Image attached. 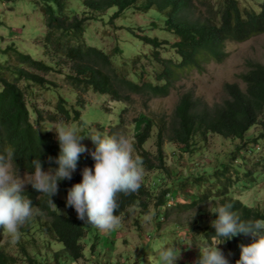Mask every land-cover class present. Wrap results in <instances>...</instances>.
<instances>
[{
    "label": "trees",
    "instance_id": "obj_1",
    "mask_svg": "<svg viewBox=\"0 0 264 264\" xmlns=\"http://www.w3.org/2000/svg\"><path fill=\"white\" fill-rule=\"evenodd\" d=\"M13 1L15 0H0L5 4ZM71 1L37 0V7L44 16L47 30L43 40L46 54L52 52V54L64 55L65 60L71 63L69 68L55 62V64L47 63L15 49L12 52L16 61L12 65L0 61V155L7 156L8 152H12L11 163L18 170L34 172L39 162L44 171L48 168H56L58 165L55 158L60 154L59 142L42 129L39 116L33 119L32 111L25 101V93L28 90L24 89L23 84L27 83L33 87L40 85V89H49L56 84L49 81L46 75L53 72L62 75L68 69L66 79L70 85L78 89V94L90 89L108 94L113 100L122 101L130 99L134 93L149 95V98L169 96L177 86V82L187 78L191 72H203L211 62L226 61L229 58L227 52L229 43L243 44L264 35V0L257 5L259 11H256L253 5L245 7L244 0H226L216 17L207 16L195 21L191 18L196 15L199 4L202 5L204 0H82L80 8L71 7ZM136 5L145 14L154 10L165 14L163 25L153 22L151 26L155 30L163 29L172 34L175 40L173 44L158 38L139 36L142 42L154 48L152 55L148 56L149 62L139 70L138 65L142 60V56H139L135 59L134 72H122L113 59L115 55L121 53L118 48L113 54H108L97 47L83 43L82 40L89 21L105 20V17L109 16V22L113 23L125 11ZM81 14L82 16L84 14V17L80 18ZM79 42H81L79 45L73 44ZM168 48L175 50L174 57H166L168 52L165 50ZM152 64H156L157 67L151 66ZM240 77L245 81L246 88L238 82L227 83L228 98L224 103L201 106L191 93H185L179 100L169 126L164 123L155 127L152 119H146V126H139L140 132L135 147L138 150L143 149L155 128H159L160 138L168 136L171 141L184 145V148H188L192 153L202 147L200 142L202 137L219 136L224 138L225 142L231 141L233 149L231 148L228 154L221 158H219L220 153L215 155L218 157L217 160L221 161L217 168L227 166L229 170L234 164L237 166L236 162H238L242 166L238 169V174L244 177L251 188H256L255 186L261 183L257 180L261 178L264 189V153L262 160L257 163V166L261 167V174L259 171L251 172L248 169L250 161L247 157L264 145V64L251 63L250 69ZM42 95L46 96V93ZM56 98L58 104L55 110L48 114V118L54 120L58 118L56 114L60 112L66 120L80 119L77 127L83 126L80 106L71 104L69 98L59 96ZM141 120L140 117L137 122ZM36 123L39 127H36ZM257 127H261L259 133ZM251 130H254V133L249 135ZM116 133L117 131L111 128L107 135L116 136ZM80 134L85 135V131ZM237 141L245 144L241 146ZM94 150L95 146L88 149L86 154H80L72 178L58 181V192L52 197L37 192L33 187L23 192V196L32 201L34 214L19 230L18 253L12 255L13 250H6L0 246V264H52L53 258L56 264H61V257L68 256L76 261L84 256L85 247L81 241L87 235L83 227L91 224H86L80 219L77 221L76 210L67 206V200L59 197V194L67 195L68 191L64 189V185L73 186L82 181V170L85 167L94 169L95 161L91 156ZM149 154L145 149L140 155L143 160V171L150 168L160 171L164 168L162 171L170 175L171 171L165 170L163 157H160V165H154ZM224 159L232 162L226 163ZM187 182L185 181L183 185L186 190L184 195L180 194V197L186 200L187 206L200 204L201 207V203L207 202L208 199L216 200V197L210 195H197ZM194 184H199V188L204 187L200 178L195 179ZM238 185L241 183L236 185L237 188ZM146 186L147 179L143 176L138 191L128 195L118 194V208L115 214L117 216L128 214L130 208L137 204L147 211L155 198L154 191L158 189L156 179L150 188ZM175 191L177 196L173 193L174 196L161 194L158 197V211L166 209L171 198L174 202L178 200L180 188ZM227 204L232 205L230 210L243 221L253 222L264 219V206L248 207L241 200L233 199L221 201L220 205ZM205 213L206 210H198V216L192 223L194 228L192 230L190 226V231L202 235L205 246H211L215 234L211 221L216 218V214L211 213V221L207 223L202 219ZM139 226V222L134 224V228L140 233ZM1 237L2 230H0V245ZM38 237L51 241L49 243L51 246L52 243L58 244L64 249L59 251L53 248L46 256L37 253L35 250L39 243ZM110 239L113 240L111 236ZM222 239L217 238L216 243L218 244V240ZM252 240L250 234H239L226 240L229 248L235 253V257H226L229 264H236L240 258V245L249 244ZM92 249L94 250L95 246Z\"/></svg>",
    "mask_w": 264,
    "mask_h": 264
},
{
    "label": "rangeland",
    "instance_id": "obj_2",
    "mask_svg": "<svg viewBox=\"0 0 264 264\" xmlns=\"http://www.w3.org/2000/svg\"><path fill=\"white\" fill-rule=\"evenodd\" d=\"M225 1L204 0L202 5L199 4L200 7L196 15L191 19L195 21L207 16L216 17ZM244 1L245 7L253 5L256 11H259L257 5L263 2V0ZM70 4L71 7L80 8L82 0H72ZM79 17H84V14ZM165 17V14L155 10L145 14L136 5L125 11L113 23L109 22V16H106L105 20L89 21L82 42L97 47L108 54H113V51L118 48L121 53L113 57L117 67L122 72H134L135 59L142 56L138 65L140 70L142 66L147 65L148 56H151L154 51V48L142 42L138 38L139 36L143 35L174 43L175 38L172 34L163 30H155L151 26L153 22L163 25ZM43 35L44 16L37 7V0H15L9 4L0 2L1 62L7 60V55L3 52L11 46H16L22 52L32 55L36 59L47 63H58L69 68L71 63L65 60L64 55L52 54V52L46 54L47 50L42 51L41 47L37 45V43L40 44V37ZM73 44L79 45L81 42ZM165 51L168 52L166 57L175 56V50L168 48ZM227 52L229 58L226 61L211 62L203 72H191L187 78L177 82V86L169 96L149 98V95L134 93L130 99L122 101L113 100L112 96L108 94L90 89L77 94L78 89L74 85H70L66 79L65 74H68V69L65 70L64 75L58 72L46 75L49 81L56 84L52 88L40 89V85L33 87L27 83L23 84L24 89L28 90L25 93V101L32 111L33 119L35 120L39 116L42 129L53 128L58 124L79 126L80 119L66 120L60 112L56 114L58 118L54 120L48 118V114L55 110L58 101L56 97H66L69 98L71 104L81 108L80 113L84 125L79 128L81 129L80 133L85 131V136L80 143L85 145L87 150L90 146H95L91 138L87 136L88 134L107 135L112 128L117 131L116 136L122 134L129 138L133 145L134 155L140 156L147 149L154 165H160V157H163L165 170L171 171L170 175H163L161 171L164 168L160 169V172L155 168L146 169L144 173L147 179L146 187L150 188L155 179L158 184V189L154 191L155 198L149 209L145 211L137 204L130 208L128 214L118 216L120 224L113 229L111 234L113 240L108 238L110 230L101 231L92 225L85 226L87 236L81 242L85 247L84 256L76 261L68 256L61 257V264L65 262L68 264H117V262L149 264L148 255L152 257V264H159L157 249L161 248H173L177 253L181 251L178 264H195L199 257L197 247L206 245L202 241V235L190 231V226L192 230L194 228L192 223L198 216L199 209L206 210L202 219L203 222L209 223L211 221L209 207L219 206L221 201L227 199L241 200L251 206H264V189H262L261 178L257 180L261 183L253 189L244 177L238 174V169L242 167L240 163L236 162L238 165L234 164L233 168L229 170L227 166L221 169L217 168L221 161L219 162L215 155L220 153L219 158H221L228 154L227 152L231 148L233 149L231 141L225 142V139L219 136L202 137L200 141L202 147L192 153L188 148H184V145L171 141L168 136L160 138L159 128H155L156 125L162 126L164 123L170 125L179 100L185 93H191L200 105L204 106L218 102L224 103V100L228 98L226 84L229 82H239L242 87L246 88V83L240 75L250 69L251 63L264 64V35L243 44L229 43ZM7 63L12 65L14 62L10 59ZM151 66L157 67L156 64ZM44 92L46 96L42 95ZM140 117L142 120L137 122ZM146 119L153 120L155 130H152L144 148L138 150L135 144H137L140 132L139 126L145 127ZM36 127H39L38 123H36ZM260 128H256L258 133ZM47 132L58 142L54 131ZM252 133L254 131H251L249 135ZM237 143L241 146L245 144L241 141H237ZM86 153L87 151L83 152V154ZM263 153L264 145H261L257 151L247 155L250 161L248 169L251 172L259 171L261 174V167L257 166V163L262 160ZM224 161L232 162L231 160L227 162L225 159ZM12 170L21 178H24L26 174L23 171H18L13 164ZM153 173H159V175L154 178ZM197 178L202 179L204 187L199 188V184H194V180ZM185 181H188L190 188L197 195H210L216 197V200L208 199L207 202L201 203V207L200 204L187 206L186 200L184 201L180 197V194L184 195L186 191L183 187ZM238 183L241 185H238L237 188ZM29 186L31 184H25L24 189ZM178 188L181 191L178 193V200L172 206H167L168 210L166 208L163 211H158V197L161 196L162 191L170 189L176 194L175 190ZM136 222H139L140 233L137 228H134ZM38 239L39 243L35 252L42 255L46 256L47 252L53 248L59 251L64 249L58 244L52 243L51 246L49 244L51 241L46 239L40 237ZM1 241L0 246L6 250H13L12 255L20 251L17 243L11 244L7 237L2 235ZM220 242L221 240H218V244ZM93 246H95V250H92ZM139 246H143V248L140 249ZM218 247L225 257H235V253L229 248L226 241L219 244ZM53 260L52 264H56L54 258Z\"/></svg>",
    "mask_w": 264,
    "mask_h": 264
},
{
    "label": "clouds",
    "instance_id": "obj_3",
    "mask_svg": "<svg viewBox=\"0 0 264 264\" xmlns=\"http://www.w3.org/2000/svg\"><path fill=\"white\" fill-rule=\"evenodd\" d=\"M46 32L44 24V35L40 37V44L36 42L42 51H45L43 40ZM13 49L22 52L16 46L9 47L3 52L7 55L6 62L10 59L13 62L16 61ZM45 131L56 133L60 147V154L55 158L58 167L48 168L47 171H44L39 162L36 164L34 172L23 171L26 174L24 178H21L12 170L13 153L8 152L7 156L0 155V230H2V235L7 237L13 245L20 238L21 226L27 223L34 214L32 201L26 199L23 192L33 187L37 192L52 197L58 192V181L70 180L77 168L80 154L88 151L86 146L80 143L85 135L80 134L81 129L78 127L58 124ZM87 136L95 144V150L91 152L95 161L94 169L85 167L82 170V181L73 186H70L71 184L63 186L62 183H59L68 191L67 195L60 193L59 197L67 200V206L74 207L77 212L75 214L77 221L80 219L101 231L110 230L108 237L110 238L113 229L120 224V218L115 214L118 208V194L128 195L138 191L146 171H143L142 158L133 154V145L127 136H109L98 133ZM90 148L93 146L88 149ZM161 173L167 175L165 171ZM153 174L154 178L159 175V173ZM144 177L146 178V176ZM25 184H31V186L24 189ZM162 194L163 196H174L170 189L162 191ZM241 202L245 203V206H251L244 201ZM173 204L174 199L171 198L168 206ZM231 207V204L209 207L208 210L216 214V218L211 221L215 234L211 246L197 247L199 257L195 264H229L218 245L239 234H250L253 240L249 244L242 243L240 245V258L236 264H264V219L253 222L243 221L230 210ZM217 238H223L219 244L216 243ZM157 252L159 264H178V260L181 258V251L177 253L173 248H161L157 249ZM148 261L149 264H152L150 255H148ZM119 263L117 262V264Z\"/></svg>",
    "mask_w": 264,
    "mask_h": 264
},
{
    "label": "built area",
    "instance_id": "obj_4",
    "mask_svg": "<svg viewBox=\"0 0 264 264\" xmlns=\"http://www.w3.org/2000/svg\"><path fill=\"white\" fill-rule=\"evenodd\" d=\"M119 264H122L121 262Z\"/></svg>",
    "mask_w": 264,
    "mask_h": 264
}]
</instances>
